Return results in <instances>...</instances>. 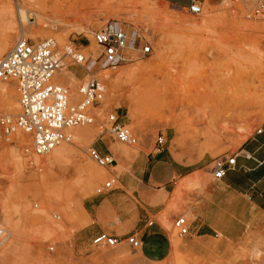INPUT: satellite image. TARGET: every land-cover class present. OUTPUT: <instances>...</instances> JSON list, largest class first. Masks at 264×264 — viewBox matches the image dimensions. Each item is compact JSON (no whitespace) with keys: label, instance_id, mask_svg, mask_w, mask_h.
<instances>
[{"label":"rangeland","instance_id":"374dc122","mask_svg":"<svg viewBox=\"0 0 264 264\" xmlns=\"http://www.w3.org/2000/svg\"><path fill=\"white\" fill-rule=\"evenodd\" d=\"M0 1L10 10L6 21L13 23L7 32L9 46L1 55L19 36L18 12L26 14L22 19L25 37L34 41L52 37L60 49L73 42L84 54H96L100 46L94 42L93 32L111 19L129 29L138 28L153 46L148 56L133 51L131 61L93 72L105 79V98L93 108L94 123L69 129L72 141L54 148H67L62 156L54 158L52 151L27 155L24 148L31 141L26 133L16 130L6 140L0 129V227L7 234L0 246V264H198L173 230V219L189 214L186 206L205 184L232 179L233 172L222 182L213 178L215 156L235 153L258 128H262L259 134L264 133V19L250 15L254 1L197 0L202 6L199 14L191 13L188 4L184 7L163 0H89L86 4L17 0L18 8L15 0ZM56 3L61 4L58 10ZM4 20L0 13V24ZM138 66L140 71L135 70ZM86 75L67 60L57 74L71 100L78 99L77 88ZM0 86L8 87L12 101L11 110H1L0 116L14 117L19 110L15 81H0ZM112 110L137 135L136 145L118 142L106 129L105 119ZM161 134L166 143L158 147L155 140ZM99 145L102 151L113 153L114 167L101 168L89 159L87 148ZM166 148L177 161L196 170L174 180L176 191L170 197L168 219L162 213V224L169 239L175 241L174 256L150 263L124 242L114 248L92 245L99 217L88 215L85 204L96 203L113 191L132 197L122 180L132 178L142 156ZM88 162L98 170L99 176L92 181L81 169ZM110 173L119 180L117 189L96 195L95 189ZM213 201L218 218L227 205L221 194ZM53 213L60 217L54 218ZM229 225L235 235L246 229L235 219ZM248 225L251 237L245 242L236 240L224 250L229 264H264V215L259 223ZM111 229L117 235L127 233L116 226ZM226 261L216 259L211 264Z\"/></svg>","mask_w":264,"mask_h":264},{"label":"built area","instance_id":"2783aa9c","mask_svg":"<svg viewBox=\"0 0 264 264\" xmlns=\"http://www.w3.org/2000/svg\"><path fill=\"white\" fill-rule=\"evenodd\" d=\"M253 1L250 15L264 19V0ZM14 4L18 8L17 0ZM188 10L199 14L202 12V6L197 0H191ZM18 19L19 36L10 49L0 56V81H15L19 110L14 117L9 114L1 115L0 129L6 140H9L16 130L23 131L31 141L30 145L24 148V152L27 155L43 156L61 143L72 141L69 129L94 123L93 108L103 102L107 85L102 76H95L93 72L98 69H113L125 61H131L135 55L133 51H137L139 56H148L153 52V46L138 28L129 29L121 21L111 19L93 32V40L100 46V50L96 54L86 55L80 46L73 42L60 49L52 37L38 41L25 37L19 12ZM130 44L132 49L128 50ZM66 60L87 72V78L77 88V100H71L68 89L54 79ZM105 125L118 142L130 146L138 143L137 135L120 120L116 111L112 110L107 114ZM261 132L262 128L256 130V134ZM155 143L158 147L163 146L166 143L165 136H157ZM86 154L101 168H112L116 162L113 153L108 149L102 151L89 146ZM211 163L213 178L221 180L227 173L236 169V154L217 155ZM117 181V176L110 173L95 189L96 195L113 191ZM52 216L56 219L60 217L58 213H53ZM172 228L180 237L188 234L187 217L183 214L176 216L172 221ZM6 235V230L0 227V246ZM122 242L136 249L142 245V237L137 232L122 236L105 231L91 237V244L94 246L114 248ZM48 248L52 250L53 245Z\"/></svg>","mask_w":264,"mask_h":264},{"label":"crops","instance_id":"0c3cea01","mask_svg":"<svg viewBox=\"0 0 264 264\" xmlns=\"http://www.w3.org/2000/svg\"><path fill=\"white\" fill-rule=\"evenodd\" d=\"M163 1L184 7L191 2ZM98 149L101 150L100 145ZM166 149L142 156L132 178L127 182L122 180V185L131 189L132 197L128 193L113 191L97 199L96 203L88 201L84 206L88 215L99 217L95 234L100 231L114 233L113 226L127 233H139L142 245L136 249L150 263L167 261L174 256L175 241L169 239L162 224V213L166 212L168 219L170 197L176 191L177 181L174 180L184 179L196 171L191 164L177 161ZM234 154L237 167L232 171L235 173L232 179L228 183L205 184L198 194L193 195L191 205L185 208L191 218L188 220V234L181 236L182 245L198 264H211L216 259L226 261L223 255L226 247L232 246L236 240L247 241L251 237L247 233L248 224L259 223V217L264 215V133L243 140ZM216 194H221L227 205L218 218L213 201ZM251 212L255 215H249ZM233 219L246 226L239 235H235L229 225ZM218 233L222 236L219 237ZM225 264L229 263L226 261Z\"/></svg>","mask_w":264,"mask_h":264},{"label":"bare ground","instance_id":"6f19581e","mask_svg":"<svg viewBox=\"0 0 264 264\" xmlns=\"http://www.w3.org/2000/svg\"><path fill=\"white\" fill-rule=\"evenodd\" d=\"M89 0H75V3H79V4H86ZM31 2V1H30ZM33 3V2H32ZM7 4V3H6ZM9 5V4H8ZM54 7L58 10L61 7V4L56 3L54 4ZM85 12V11H84ZM0 13L3 15V17L5 18L4 22L0 24V55L6 51L7 47L9 46V38L7 35V32H9V30L12 29L13 27V23L11 22H7V16L10 13V10L8 8H6L5 6L2 5V2L0 1ZM21 19L25 20L26 18V14L25 12H19ZM40 25V24H39ZM38 25V26H39ZM128 48H132V45L130 44L128 46ZM64 67V66H63ZM62 67V68H63ZM62 68L55 74L54 79L58 81V76L57 74L62 70ZM135 70H141V68L138 66L135 68ZM132 72L134 71L133 69L131 70ZM135 72V71H134ZM129 73V72H128ZM69 75V74H68ZM70 76V75H69ZM132 76V75H131ZM8 87L6 88L5 86H0V91H1V96H0V111L4 110L9 112L11 110L12 107V101H11V96L9 94V91L7 90ZM11 90V89H10ZM75 137H79L78 133L74 134ZM77 137V138H78ZM23 139V137H22ZM123 144V143H122ZM120 147V146H119ZM121 148V147H120ZM73 150V149H71ZM52 153L54 154L53 157L57 158L62 156L63 154L68 152L67 148H57V149H53L51 150ZM74 151V150H73ZM72 151V152H73ZM125 156V155H124ZM127 157V156H126ZM52 161V160H51ZM81 169L85 172L87 178L89 180H93L94 178L98 177V170L95 166H93L91 163H85L84 165H82ZM83 172V173H84ZM185 216L187 218H189V214L186 213ZM174 248V247H173ZM176 249V247L174 248V250Z\"/></svg>","mask_w":264,"mask_h":264}]
</instances>
